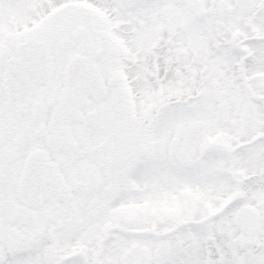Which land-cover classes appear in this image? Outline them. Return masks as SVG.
<instances>
[{"label": "snow or ice", "instance_id": "obj_1", "mask_svg": "<svg viewBox=\"0 0 264 264\" xmlns=\"http://www.w3.org/2000/svg\"><path fill=\"white\" fill-rule=\"evenodd\" d=\"M0 264H264V0H0Z\"/></svg>", "mask_w": 264, "mask_h": 264}]
</instances>
